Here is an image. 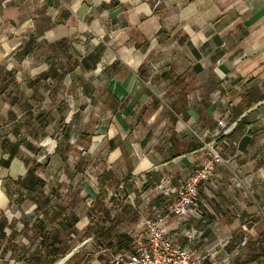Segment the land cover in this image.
Returning <instances> with one entry per match:
<instances>
[{
	"label": "crops",
	"instance_id": "1",
	"mask_svg": "<svg viewBox=\"0 0 264 264\" xmlns=\"http://www.w3.org/2000/svg\"><path fill=\"white\" fill-rule=\"evenodd\" d=\"M263 100L264 0L243 10L223 0H0V261L20 264L38 248V219L50 235L77 219L61 231L67 254L78 248L69 264H87L92 249H83L93 243L98 264L130 253L112 248L120 235L136 238L129 219L115 226L103 215L96 224L91 211L68 212L63 202L83 187L97 202L116 183H153L164 166L191 171L218 121L245 117L246 129L217 141L225 152L239 143L238 156L167 230L200 264H264ZM69 151L79 153L71 162ZM38 155L55 174L45 178L37 158L32 165ZM29 169L41 193L23 187ZM92 226L93 236L71 245ZM194 229L202 236L190 242Z\"/></svg>",
	"mask_w": 264,
	"mask_h": 264
},
{
	"label": "built area",
	"instance_id": "2",
	"mask_svg": "<svg viewBox=\"0 0 264 264\" xmlns=\"http://www.w3.org/2000/svg\"><path fill=\"white\" fill-rule=\"evenodd\" d=\"M259 104H264V100ZM236 126V121L229 123L224 118L218 121L217 130L212 134L213 140L202 139L201 150L206 152L205 158L190 171L182 186L175 191L171 205L152 217L148 216L145 219V235L134 239V251L113 256L111 264H200L201 257L178 243L177 234L167 230V226L174 217H189L201 199L202 185L215 179L219 170L228 167L239 154V143L233 155H227L217 144V141L231 134ZM241 181L244 186L248 183L243 179ZM201 236L202 232L195 229L186 233L190 242L197 241Z\"/></svg>",
	"mask_w": 264,
	"mask_h": 264
},
{
	"label": "rangeland",
	"instance_id": "3",
	"mask_svg": "<svg viewBox=\"0 0 264 264\" xmlns=\"http://www.w3.org/2000/svg\"><path fill=\"white\" fill-rule=\"evenodd\" d=\"M225 5L228 6H236L237 8L240 7L242 10L244 9V6H248V2L252 0H223ZM246 10L242 11V13H248V8H245ZM44 21V20H43ZM67 49L66 51H68ZM83 53V51H81ZM71 58L72 54L69 53L67 57ZM76 56V54H75ZM73 57V56H72ZM83 74H86L84 72H81V75L84 76ZM88 77V76H87ZM205 92V91H204ZM230 103L226 100V106H229ZM216 105V104H215ZM221 105V104H219ZM212 109V108H211ZM222 118V117H221ZM93 120H97L95 118H92ZM94 122V121H93ZM36 133V132H35ZM35 138H37L38 135H34ZM40 136V135H39ZM40 138V137H38ZM226 147V152L227 155H233V152H236L235 150L233 151L232 146H225ZM66 157V160L68 162L73 161V157L78 156V152L75 151H69ZM206 152L204 151V157L201 159V161L205 158ZM51 156V155H50ZM238 156V154H237ZM40 156L38 155L37 157H33L32 165H34V162H36V158L39 159L42 163V166H38L39 172L42 171L43 176L46 178V176L55 174L57 167L52 164L49 156H43L39 158ZM34 167V166H33ZM71 167V165H69ZM190 172V170H180V169H175L174 167L171 166H164L158 169L157 175L152 179L153 183H148L147 181L143 179H132L129 182H121V183H116V187L114 190H110V187H108L107 193H103L102 199L99 201L91 199L89 196H86L85 192H82L84 187L82 188L80 194L79 193H73L75 191L73 188V185L70 184L71 186V192L74 194V196L71 199H67V201L63 202V208L66 209L68 208V212L72 211L73 209H76V207L72 208V206H77V208L80 206L81 210L83 213L89 214L88 212L91 211L90 216L92 217V220H95L94 223H99V220L103 215L107 219L111 218L113 215V220H110L111 223H114L116 225L121 226V219H129V228L130 230V235H136L138 236H143L145 235V219L150 216L152 217L155 215L157 212L163 211L166 207L171 205V203L174 200V193L175 191L182 186L183 182L186 180L188 177L187 173ZM226 173H230V169H226ZM67 177L70 176V174H66ZM17 176V175H16ZM18 177V176H17ZM69 178V177H68ZM147 180V179H146ZM96 185V182H93ZM55 184V182H54ZM84 184V183H83ZM82 184V186H83ZM108 186V185H107ZM110 192L112 196H110ZM83 193V195H82ZM85 194V195H84ZM131 194V197L129 200L130 202L127 207H124L121 212L116 214L117 210L121 207L122 201L126 200L127 195ZM115 195V196H114ZM126 196V197H125ZM116 199V200H115ZM18 198L16 199V202H19ZM92 201V208L89 206L90 202ZM113 202V205L116 206V208L112 209V214L110 213L108 207L106 206L107 203ZM30 201H27V205L29 204ZM21 204H26L25 202H21ZM90 207V208H88ZM115 209V210H114ZM77 210V209H76ZM142 212V214H141ZM133 221V224H132ZM134 222L138 223L135 224ZM91 227V231L88 230L87 232H84L83 230L76 231V235L74 238H72V243L71 245L74 247L80 245L83 241V239H86L89 234L92 233V236L95 232V227ZM247 239V238H246ZM72 247V248H74ZM92 249V259L91 257H88V263L87 264H98L96 262V255H97V247L95 244H92L91 247H85L83 250L86 251H91ZM73 250V249H72ZM111 256L109 258V262L107 264H111ZM58 262V261H57ZM0 264H4L3 262L0 261Z\"/></svg>",
	"mask_w": 264,
	"mask_h": 264
},
{
	"label": "trees",
	"instance_id": "4",
	"mask_svg": "<svg viewBox=\"0 0 264 264\" xmlns=\"http://www.w3.org/2000/svg\"><path fill=\"white\" fill-rule=\"evenodd\" d=\"M247 127L248 124L246 122V118L243 117L237 123L236 128L231 134H234L241 129H246ZM201 147L202 146H200V148ZM23 183V187H26V189L32 192L41 193L44 187V183L37 177L36 171L34 169H29L28 175L26 179H24ZM48 201L49 200L46 199V202ZM72 220L74 223H72L71 225L66 220L60 226L58 234L50 235L47 231H44L45 229L43 228V223H41L38 219V223H36V238H38L39 240V246L28 257L23 255L22 258L18 259L17 262L20 264H54L58 260L64 258L70 250V245L67 243H63L60 240L61 231H73L77 219L72 217ZM0 232L1 234H3V229H0ZM120 237L122 238H118L117 244L112 245L113 250H115L116 252H119V250H128L133 252L135 248L134 241L127 238L126 235H120ZM125 240H127V243L125 242ZM73 258L74 257H72L68 261V264L73 260Z\"/></svg>",
	"mask_w": 264,
	"mask_h": 264
},
{
	"label": "water",
	"instance_id": "5",
	"mask_svg": "<svg viewBox=\"0 0 264 264\" xmlns=\"http://www.w3.org/2000/svg\"><path fill=\"white\" fill-rule=\"evenodd\" d=\"M77 249L78 248L74 249L72 252L67 254L63 259H61L60 261H58L55 264H65L71 258V256L76 252Z\"/></svg>",
	"mask_w": 264,
	"mask_h": 264
},
{
	"label": "bare ground",
	"instance_id": "6",
	"mask_svg": "<svg viewBox=\"0 0 264 264\" xmlns=\"http://www.w3.org/2000/svg\"><path fill=\"white\" fill-rule=\"evenodd\" d=\"M16 168V167H15ZM15 173V172H14ZM1 198V197H0Z\"/></svg>",
	"mask_w": 264,
	"mask_h": 264
}]
</instances>
